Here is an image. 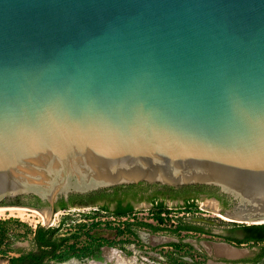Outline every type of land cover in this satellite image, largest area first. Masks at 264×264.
I'll return each instance as SVG.
<instances>
[{
	"label": "water",
	"instance_id": "1",
	"mask_svg": "<svg viewBox=\"0 0 264 264\" xmlns=\"http://www.w3.org/2000/svg\"><path fill=\"white\" fill-rule=\"evenodd\" d=\"M140 183L264 225V0H0V214Z\"/></svg>",
	"mask_w": 264,
	"mask_h": 264
},
{
	"label": "rangeland",
	"instance_id": "2",
	"mask_svg": "<svg viewBox=\"0 0 264 264\" xmlns=\"http://www.w3.org/2000/svg\"><path fill=\"white\" fill-rule=\"evenodd\" d=\"M190 201L194 206H186L184 201H168L162 213L155 201H140L133 213L124 218L97 206L58 210L54 225L44 227L57 228V239H69L62 251L70 247L80 250L92 244L102 247L82 259L73 257L60 262L52 258L45 264H207L209 258V264H216L221 255L246 259L253 254V245L245 240L243 229L235 226L240 224L214 216L209 200ZM26 210L24 217L0 218V222L5 223V243L8 244L2 248L0 264H9L13 257L32 250L35 231L45 225L39 215L31 212L34 210ZM139 223H149L162 230L154 232ZM182 225L196 226L203 232L180 230ZM230 235L240 239L237 246L229 240ZM223 249L230 252L224 254ZM231 251L237 254L231 256Z\"/></svg>",
	"mask_w": 264,
	"mask_h": 264
},
{
	"label": "flooded vegetation",
	"instance_id": "3",
	"mask_svg": "<svg viewBox=\"0 0 264 264\" xmlns=\"http://www.w3.org/2000/svg\"><path fill=\"white\" fill-rule=\"evenodd\" d=\"M105 194H108L109 197L100 200L90 199L91 197L89 196L90 194H87V195H79L76 198L70 195L68 198H64V201L70 207L74 205L79 207L97 206L101 208L104 205H108L111 211H114L120 202H122L124 206L131 205L134 207V209H135V205L140 201L141 202L155 201L156 207L159 206V204L161 203H163L166 206L168 201H178V202L184 201L187 204L186 206H188V205H192L190 200L194 201L195 199L197 200L204 199L209 201L217 200L220 203V205L223 207H224L223 201L226 200L229 203V199L226 196L224 197L223 194H221L219 190H217L216 188L205 185H199V184L184 185L180 187L141 184L135 186L134 188H130L128 185L120 189L108 190L107 192H105ZM219 197H223V198L221 199ZM19 204H25L36 208H42L45 206L44 202L38 203L34 199H27L24 203L20 202ZM55 209L57 211L61 210V206L59 202L56 204ZM235 226L242 228L241 225H235ZM189 232L202 233L196 231H189ZM244 237L247 241L246 235ZM229 238L231 243L237 246V241L240 239H238V237L234 235H230ZM247 243L253 245L252 246L253 254L247 257L246 258L247 260L243 258H239L237 256L228 257L227 255H221V257L217 259L216 264H239L244 262H246L245 264H259L264 259V254L261 258H259L264 251V246L260 247L261 244H264V242L247 241ZM210 261H211L210 258L207 259V264H209Z\"/></svg>",
	"mask_w": 264,
	"mask_h": 264
},
{
	"label": "trees",
	"instance_id": "4",
	"mask_svg": "<svg viewBox=\"0 0 264 264\" xmlns=\"http://www.w3.org/2000/svg\"><path fill=\"white\" fill-rule=\"evenodd\" d=\"M144 183L136 184V185H129L130 188H134L135 186L141 185ZM125 186H119L112 189H120ZM102 190L98 192L91 193L89 196L90 199L94 200H100L104 198H108L109 195L105 194L108 190ZM74 198L78 197L79 195H72ZM225 197V195H223ZM72 197V199H73ZM223 198V197H219ZM29 199H34L38 203H42L41 199L38 197L32 196L29 197ZM223 205L226 207L228 206V202L225 200L223 201ZM16 203H20V200H18ZM59 204L62 209H66L70 206L67 205V203L64 201V198H62L59 201ZM74 206V205H72ZM188 206H194L188 205ZM165 205L163 203L159 204L156 208L162 213V211L165 209ZM103 211L112 212L117 217H127L134 211L133 206H124L122 202H120L117 206V208L114 211H111L110 207L108 205H104L101 207ZM5 223L0 222V256H3L2 248L4 246H8L7 243H5L7 230L4 227ZM141 227H145L148 229H151L154 232H158L162 230L160 227H156L149 223H139ZM180 230H186V231H196V232H203L202 228L196 227V226H190V225H182L179 227ZM242 229L246 235L247 241H255V242H264V225H258V226H246L242 225ZM58 229H52V228H46L44 226L38 227V229L34 233V246L32 250L28 252H22L20 256L13 257L10 259L9 264H45L46 260L48 259H56L60 262H66L70 258H85L87 256H90L97 252L102 245L98 244L97 246L91 245L92 247H84L83 249H76L74 247H70L68 250L62 251L63 246L67 243L69 240L68 238H55L57 234ZM246 240V239H245ZM264 254L260 255L259 258H261Z\"/></svg>",
	"mask_w": 264,
	"mask_h": 264
},
{
	"label": "bare ground",
	"instance_id": "5",
	"mask_svg": "<svg viewBox=\"0 0 264 264\" xmlns=\"http://www.w3.org/2000/svg\"><path fill=\"white\" fill-rule=\"evenodd\" d=\"M207 204V203H206ZM209 204V206H211L212 208H216V203L214 202V201H211V202H209L208 203ZM208 206V207H209ZM26 212H28L26 209H24V210H19V211H13V212H7V213H1L0 214V218H3V217H13V216H16V217H24L25 216V214H26ZM31 212H33V213H35V214H37V215H39L40 217H41V219L45 222L44 224H47V221H48V218L49 217H47V216H45V215H43V214H41V213H39V212H37V211H31ZM222 219H224L225 221H229L227 218H223V217H221ZM222 251H225V253L224 254H226V253H228L229 251L227 250V249H223Z\"/></svg>",
	"mask_w": 264,
	"mask_h": 264
},
{
	"label": "crops",
	"instance_id": "6",
	"mask_svg": "<svg viewBox=\"0 0 264 264\" xmlns=\"http://www.w3.org/2000/svg\"><path fill=\"white\" fill-rule=\"evenodd\" d=\"M229 252H230V251H229ZM236 254H237V253L234 254V252L231 251V254H230V255L232 256V255H236Z\"/></svg>",
	"mask_w": 264,
	"mask_h": 264
}]
</instances>
